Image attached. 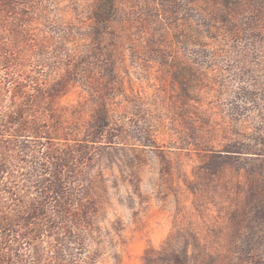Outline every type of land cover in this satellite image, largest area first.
Listing matches in <instances>:
<instances>
[{"label":"rangeland","instance_id":"1","mask_svg":"<svg viewBox=\"0 0 264 264\" xmlns=\"http://www.w3.org/2000/svg\"><path fill=\"white\" fill-rule=\"evenodd\" d=\"M0 264H264V0H0Z\"/></svg>","mask_w":264,"mask_h":264}]
</instances>
